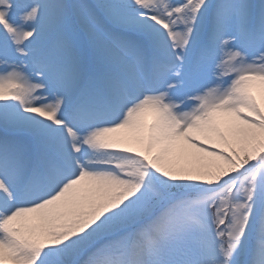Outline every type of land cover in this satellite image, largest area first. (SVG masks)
Instances as JSON below:
<instances>
[{
  "label": "snow or ice",
  "instance_id": "6c2138e0",
  "mask_svg": "<svg viewBox=\"0 0 264 264\" xmlns=\"http://www.w3.org/2000/svg\"><path fill=\"white\" fill-rule=\"evenodd\" d=\"M0 264H264V0H0Z\"/></svg>",
  "mask_w": 264,
  "mask_h": 264
}]
</instances>
